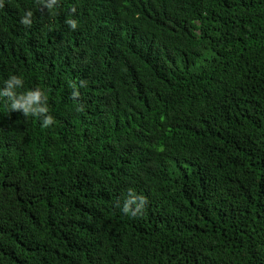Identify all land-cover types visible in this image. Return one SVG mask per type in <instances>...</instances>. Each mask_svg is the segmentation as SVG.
Here are the masks:
<instances>
[{
    "label": "trees",
    "instance_id": "trees-1",
    "mask_svg": "<svg viewBox=\"0 0 264 264\" xmlns=\"http://www.w3.org/2000/svg\"><path fill=\"white\" fill-rule=\"evenodd\" d=\"M45 3L0 6L52 117L0 97V264H264V0Z\"/></svg>",
    "mask_w": 264,
    "mask_h": 264
},
{
    "label": "clouds",
    "instance_id": "clouds-1",
    "mask_svg": "<svg viewBox=\"0 0 264 264\" xmlns=\"http://www.w3.org/2000/svg\"><path fill=\"white\" fill-rule=\"evenodd\" d=\"M57 0H46L45 7L52 8L56 4ZM3 0H0V6H2ZM31 11H25L24 15L20 19V23L29 25L31 23L30 17ZM68 25L72 28L76 27L75 20H68ZM23 84L22 79L17 75H10L7 80L4 81V88L0 89V97H7L9 107L13 111H20L25 116L31 115L33 117H42V125L48 126L52 123V117L46 115L48 108L43 102L42 93L39 89L26 90L22 93H17L14 89L20 88ZM75 95V93H73ZM140 205L137 204L136 208ZM122 211L129 212V202H125Z\"/></svg>",
    "mask_w": 264,
    "mask_h": 264
}]
</instances>
